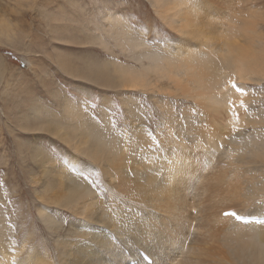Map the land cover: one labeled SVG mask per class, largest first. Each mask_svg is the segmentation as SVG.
I'll use <instances>...</instances> for the list:
<instances>
[{"label": "rangeland", "instance_id": "rangeland-1", "mask_svg": "<svg viewBox=\"0 0 264 264\" xmlns=\"http://www.w3.org/2000/svg\"><path fill=\"white\" fill-rule=\"evenodd\" d=\"M186 1L192 7L203 9L202 14L212 20L199 25L198 37L210 38L208 44H217L221 38L218 29L208 25L210 22L227 25L230 11L211 6L207 0ZM244 1L230 0L235 6L236 3L243 6L246 14L251 1ZM249 7L253 12L239 18L240 24L233 23L231 30L236 41L244 45L247 52L260 54L258 60L264 63V53H259L262 49L264 52V0H256ZM107 12L116 15L125 31L140 37L152 50L175 53L180 46L195 51L200 48L201 42L190 37L186 30L182 29L181 33L172 30L151 0H0V247L15 256L14 264L38 258L43 253L42 247L54 256L56 241L66 238L61 230L53 235L43 226L41 212L48 213L58 227L79 223L71 212L67 210L64 215L62 209L51 203L50 193L42 192L43 170L57 164L83 177L92 185L96 199L107 213L118 207L113 203L115 198L122 199L121 195L109 194L106 189L109 182L100 176L97 166L77 155L82 153L83 143H78L72 135L56 134L58 127L52 122L63 117L65 104L79 114L72 119L77 124L75 127L83 130L80 123L86 120L120 146L132 141L133 134L138 132L140 139L149 141L143 150L167 152L170 148L176 152H193V156L195 152H216L211 162L194 158L186 163L202 164L205 171L214 166L228 168L230 185L239 183L240 192L235 193L230 188L228 198L219 187L208 190V185H215L211 178L199 187L184 188L182 194L189 206L178 215L180 222L189 221L192 214L204 219L226 211L245 217H264L263 194H254L251 190L260 182L264 184V157L256 161L252 158L246 164L249 159L236 153L233 146V142L251 139L253 135L264 139V78L255 75L253 80L240 82L236 75L232 76L230 91L235 87L232 96L236 106L232 115L227 114V120L233 119L234 123L221 137L220 148L209 149L196 137L198 128L210 125L205 122L206 115L199 102L193 98L195 85L186 82L173 85L168 80L146 87L126 85L137 77L123 79L115 73L123 67H131L127 71L133 72H141L143 68L114 47V41L103 34L102 26H107L103 15ZM101 37L109 48H102ZM113 61L120 63V68L114 67ZM62 62L66 68L61 67ZM99 65L104 71H98L101 79H88L89 72L95 73ZM189 123L193 130L186 128ZM168 137L174 138V145L168 144ZM245 227L250 226L230 220L231 229ZM86 232L101 239L97 241L99 249H94L98 257L111 261L127 258L128 248L111 230ZM1 253L0 249V262L10 264V256ZM161 258L163 264H171L173 260L165 255ZM230 264H236L231 251Z\"/></svg>", "mask_w": 264, "mask_h": 264}, {"label": "bare ground", "instance_id": "bare-ground-1", "mask_svg": "<svg viewBox=\"0 0 264 264\" xmlns=\"http://www.w3.org/2000/svg\"><path fill=\"white\" fill-rule=\"evenodd\" d=\"M151 1L161 19L172 30L178 33H181L182 29L186 30L190 37L201 42L200 48L195 51V49H182L180 46L175 53L152 50L140 37L125 31L116 15L107 12L103 15V20L107 24L104 25L105 27L102 26L103 34L106 33L107 39L114 41V47L120 48L126 57H130L143 68L141 72L136 69L137 72H133L127 71L131 67L121 66L123 69L115 73L123 79L137 77L126 85L146 87V85L162 84L165 80L173 85L185 82L187 85H195L193 98L199 102L201 111L206 115L205 122L210 125L208 128L197 129V140L209 149L218 150L222 142L221 137L226 133L227 127L234 123L233 119L227 120V114L232 115L236 106L233 104L236 99L232 96L235 87L230 91L232 76L236 75L240 82L253 80L255 75L264 78V63L259 61L258 57L259 53L261 55L264 53L263 49L257 53L259 55L247 52L245 46H241L236 41L231 30L234 27L233 23L240 24L239 18L246 16L249 11L253 12L249 6L256 0H247L251 3L247 5L246 9L249 11L246 14L243 6H237V3L235 6L230 0H207L211 6L217 5L222 10L230 11L227 25L219 22L217 24L210 22L208 25L209 28L218 29L217 33L221 38L217 44H208L210 38L198 37L199 25L210 20L202 14L203 9L192 7L186 0ZM219 8L216 7V10ZM250 17H253L252 14ZM99 43L102 48H109L103 37L100 38ZM116 63L113 61V66L117 68L118 65L120 68L121 64ZM61 67L67 66L62 62ZM99 67L100 65L95 73L89 72L86 77L99 81L101 79L99 72L103 71V68L99 69ZM138 73H141L139 77ZM62 111L63 117L52 122L58 127L56 134L65 137L72 135L78 143H83L82 153L77 155L85 157L97 166L100 176L109 182L106 185L109 194L121 195L122 199L115 198L113 203L118 207L107 213L102 203L96 199L92 185L83 177L75 176L57 164L48 170H43L40 178L42 192L50 193L51 203L62 209L63 213L67 210L71 212L79 223L58 227L48 213L41 212L39 216L43 226L53 235L61 230L66 238L56 241L54 256H50V250L47 251L42 247L43 253L38 258L19 264H128L138 259L137 253L140 250L151 256L153 264H163L162 255L173 257L171 264H230V251L235 255L236 264H264V225L231 229L230 220L222 218L221 215L201 219L192 214L188 218L189 221L180 222L178 219V215L189 206V202L182 194L184 188L195 185L199 187L211 178L215 185H208L206 187L208 190L219 187L228 198H230V188L235 193L240 192L239 183L230 185L228 168L214 166L209 171H205L202 170V164L186 163L194 158L211 162L216 152H195L193 156V152H176L170 148L167 152L143 150L149 141L140 139L137 136L138 132L133 134L132 141L120 146L86 120H81L80 123L83 130L75 127L77 124L72 119L79 114L68 104L62 107ZM185 126L188 130L194 129L191 123ZM167 142L170 146L175 144L172 137H168ZM233 146L236 153L249 159L246 164L252 158L256 161V158L264 157V139L260 135H253L251 139L245 141H235ZM77 160L78 158L75 162ZM251 190L252 193L263 194L264 197L263 183L253 186ZM76 228L80 230L76 231ZM87 230L93 232L111 230V233L118 237L119 242H123L128 248L127 258L111 261L98 257L94 249H99L100 243L97 241L101 239L97 235L88 234ZM89 236L91 238H88ZM189 244L192 246L187 247ZM0 249L2 256L6 254L10 256V264L16 263L13 261L15 256L9 255L5 248L3 250L0 247ZM46 255H49L48 260ZM0 264L4 263L0 262Z\"/></svg>", "mask_w": 264, "mask_h": 264}]
</instances>
